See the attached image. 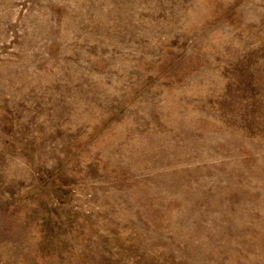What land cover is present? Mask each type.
<instances>
[{"label": "rangeland", "instance_id": "374dc122", "mask_svg": "<svg viewBox=\"0 0 264 264\" xmlns=\"http://www.w3.org/2000/svg\"><path fill=\"white\" fill-rule=\"evenodd\" d=\"M0 264H264V0H0Z\"/></svg>", "mask_w": 264, "mask_h": 264}]
</instances>
